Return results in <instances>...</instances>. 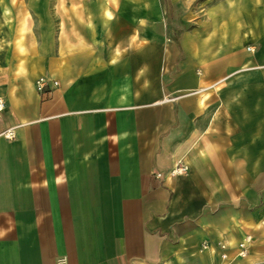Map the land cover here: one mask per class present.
Instances as JSON below:
<instances>
[{"label":"crops","instance_id":"1","mask_svg":"<svg viewBox=\"0 0 264 264\" xmlns=\"http://www.w3.org/2000/svg\"><path fill=\"white\" fill-rule=\"evenodd\" d=\"M0 97V264H264V0H0Z\"/></svg>","mask_w":264,"mask_h":264},{"label":"built area","instance_id":"2","mask_svg":"<svg viewBox=\"0 0 264 264\" xmlns=\"http://www.w3.org/2000/svg\"><path fill=\"white\" fill-rule=\"evenodd\" d=\"M54 84H57L56 81H53ZM37 84V88L42 92L44 91V87L46 85L45 81L43 78H39L36 82ZM5 108V102L4 99L2 97H0V114L3 111V109ZM0 135L6 137V138H13L14 137V131H13V127H8L4 130H2L0 132ZM187 170V167L184 164H179L177 165L173 170H171V173L173 174H177V173H183ZM160 175V174H158ZM250 237L246 236L245 239L241 242L238 243V248H239V254L241 256L246 254V250H247V243L249 242ZM219 248L221 250V258H226L227 256V244L221 243L219 245ZM58 264H65L64 260H60Z\"/></svg>","mask_w":264,"mask_h":264}]
</instances>
